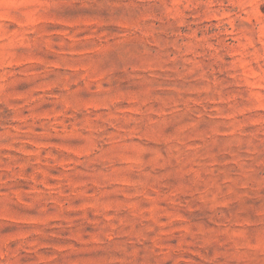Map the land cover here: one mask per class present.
I'll list each match as a JSON object with an SVG mask.
<instances>
[{
    "label": "rangeland",
    "instance_id": "1",
    "mask_svg": "<svg viewBox=\"0 0 264 264\" xmlns=\"http://www.w3.org/2000/svg\"><path fill=\"white\" fill-rule=\"evenodd\" d=\"M0 264H264V0H0Z\"/></svg>",
    "mask_w": 264,
    "mask_h": 264
}]
</instances>
